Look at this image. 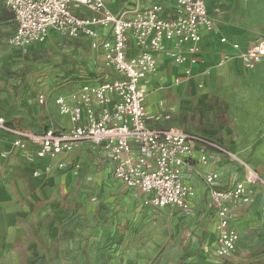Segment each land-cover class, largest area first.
Returning <instances> with one entry per match:
<instances>
[{
	"label": "crops",
	"instance_id": "0c3cea01",
	"mask_svg": "<svg viewBox=\"0 0 264 264\" xmlns=\"http://www.w3.org/2000/svg\"><path fill=\"white\" fill-rule=\"evenodd\" d=\"M213 1L206 3L215 20V29L203 33L198 62L191 67L187 63L179 66L157 53L155 72L141 83L148 127L175 128L206 141L191 143L192 156L181 168L185 184L194 190L187 200L190 211L173 206L161 209L145 206L143 202L150 195L112 178L113 162L102 145L82 143L71 152L30 163L0 133V226L5 222L10 230L20 228L35 233L41 227L50 229L53 224L65 229L70 225L78 235L76 250L84 257L85 264L101 260L97 255L106 256L107 264H264V254L250 258L251 252L257 250L250 243L255 231L259 238L264 236V191L259 185L248 187L244 196L249 192L251 195V191L252 196L246 204L242 200L244 196L229 203V225L239 236L233 255L219 258L215 251L218 217L204 178L217 174V187L225 190L244 180L246 174L239 170V162L221 150L239 155V147L221 132H200L193 110L196 101L192 97L202 89L201 80L214 74L213 69L235 65L243 71L250 70L244 68L238 57L245 49L231 37L230 20L218 15L226 10L216 8L218 0L215 4ZM104 3L114 13L160 4L164 8L163 16L168 17L174 2L104 0ZM72 11L78 17L94 16L82 7H74ZM96 30L98 38H111L108 29L97 27ZM90 43L87 37L70 38L50 31L44 43L22 50L46 51L47 57L54 50L49 60L52 63L36 62L28 79L0 78L3 96L0 117L9 125L37 133L71 129L69 117L59 113L55 100L63 98L67 104L75 105L71 94L82 82L111 81L117 77L104 67L102 52L93 50ZM233 44L238 48L234 49ZM182 53L187 56L183 48ZM126 54H136L133 43ZM225 55L232 58L221 65ZM188 67L190 76L186 77L184 72ZM131 153H139L138 148L131 145ZM201 157H205L204 164ZM58 164L64 166L58 168ZM47 167L50 170L46 172ZM36 171L40 173L38 177L33 176ZM88 251L93 253L92 260Z\"/></svg>",
	"mask_w": 264,
	"mask_h": 264
},
{
	"label": "built area",
	"instance_id": "2783aa9c",
	"mask_svg": "<svg viewBox=\"0 0 264 264\" xmlns=\"http://www.w3.org/2000/svg\"><path fill=\"white\" fill-rule=\"evenodd\" d=\"M173 2L171 15L164 17L160 4L114 13L104 0H6L16 25L8 39L9 46L25 49L44 43L50 31L70 38L87 37L91 48L102 52L104 67L117 75L111 81L82 82L71 94L75 105L67 104L63 98L55 100L59 113L67 115L72 123L67 131L37 133L9 125L0 117V133L10 139L25 161L52 159L82 143L102 145L113 162L112 178L150 195L143 202L145 206L153 209L173 206L190 211L187 200L194 190L185 184L181 168L192 156L191 143L206 141L175 128L148 127L141 83L155 72L157 53L179 66L196 64L203 33L215 29V20L206 0ZM74 7L85 8L94 16L78 17L72 11ZM97 27L108 29L111 38H98ZM130 43L136 48L133 56L126 54ZM233 48L238 46L233 44ZM239 57L246 70L253 69L264 58V39L247 47ZM226 60L227 57H223L220 64ZM189 67L184 72L186 77L190 76ZM43 100L39 97L40 104ZM131 145L136 146L139 153H131ZM221 150L239 162L234 155ZM200 160L205 163V157ZM63 166L58 164V168ZM242 166L245 178L231 189H219L215 173L204 178L218 217L215 251L219 258L231 257L239 239L229 225V203L240 200L251 185H259L264 190L260 177ZM45 170L49 171L50 167ZM39 174L36 171L33 176Z\"/></svg>",
	"mask_w": 264,
	"mask_h": 264
},
{
	"label": "rangeland",
	"instance_id": "374dc122",
	"mask_svg": "<svg viewBox=\"0 0 264 264\" xmlns=\"http://www.w3.org/2000/svg\"><path fill=\"white\" fill-rule=\"evenodd\" d=\"M217 4L216 8L226 10L218 15L230 20L231 37L242 49L264 39V0H218ZM8 14L6 0H0V78L28 79L36 62L52 63L49 60L54 50L47 57L46 51L11 48L8 39L14 23L6 18ZM226 57V62L232 58ZM212 72L205 81L201 80L202 89L193 93L196 125L202 134L221 132L239 147V155H234L239 160V170L244 171L242 165H245L264 182V59L248 72L235 65H225ZM0 97H3L1 93ZM248 194L242 199L245 204L252 191ZM0 232V264H85L84 257L76 250L78 235L70 225L65 229L53 224L50 229L41 227L35 233H26L20 228L10 230L4 222ZM250 243L257 247L251 252V259L264 254V236L259 238L258 231ZM88 252L92 260L93 253ZM97 257L102 261L92 260L91 264H107L106 256Z\"/></svg>",
	"mask_w": 264,
	"mask_h": 264
},
{
	"label": "trees",
	"instance_id": "16d2710c",
	"mask_svg": "<svg viewBox=\"0 0 264 264\" xmlns=\"http://www.w3.org/2000/svg\"><path fill=\"white\" fill-rule=\"evenodd\" d=\"M6 18H8V19H12V20H13L12 14H8V15H6Z\"/></svg>",
	"mask_w": 264,
	"mask_h": 264
}]
</instances>
